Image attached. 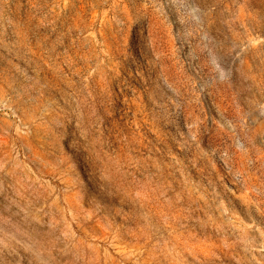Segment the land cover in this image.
I'll return each mask as SVG.
<instances>
[{"label":"rangeland","instance_id":"rangeland-1","mask_svg":"<svg viewBox=\"0 0 264 264\" xmlns=\"http://www.w3.org/2000/svg\"><path fill=\"white\" fill-rule=\"evenodd\" d=\"M0 264H264V0H0Z\"/></svg>","mask_w":264,"mask_h":264}]
</instances>
